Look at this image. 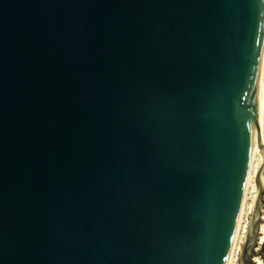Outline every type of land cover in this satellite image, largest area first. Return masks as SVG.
<instances>
[{
  "label": "water",
  "instance_id": "95a60500",
  "mask_svg": "<svg viewBox=\"0 0 264 264\" xmlns=\"http://www.w3.org/2000/svg\"><path fill=\"white\" fill-rule=\"evenodd\" d=\"M263 11L0 0V264H226Z\"/></svg>",
  "mask_w": 264,
  "mask_h": 264
},
{
  "label": "bare ground",
  "instance_id": "6f19581e",
  "mask_svg": "<svg viewBox=\"0 0 264 264\" xmlns=\"http://www.w3.org/2000/svg\"><path fill=\"white\" fill-rule=\"evenodd\" d=\"M260 34L258 62L249 96L250 99L254 100L258 121L251 116V136L244 186L226 264H241L239 261L242 247L250 229L257 196L255 180L259 173H261L260 182L264 183V169H262L264 166V149L260 150L259 148L261 145L264 146V11ZM259 236V243H264V215L261 217ZM252 262L253 264H262L259 258H253Z\"/></svg>",
  "mask_w": 264,
  "mask_h": 264
},
{
  "label": "rangeland",
  "instance_id": "374dc122",
  "mask_svg": "<svg viewBox=\"0 0 264 264\" xmlns=\"http://www.w3.org/2000/svg\"><path fill=\"white\" fill-rule=\"evenodd\" d=\"M260 211H261V215L263 216L264 215V183H263V200H262V203L260 205ZM252 216H253V214H252ZM250 220H251V217H250ZM250 257H251V261H250L251 264H253V262H252L253 258H259L261 260L262 264H264V243L260 244L259 239H258L256 245L254 246V248L252 249ZM238 264H240V263H238Z\"/></svg>",
  "mask_w": 264,
  "mask_h": 264
}]
</instances>
